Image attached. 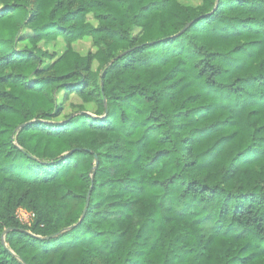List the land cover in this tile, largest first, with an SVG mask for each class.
I'll return each mask as SVG.
<instances>
[{
    "label": "trees",
    "instance_id": "16d2710c",
    "mask_svg": "<svg viewBox=\"0 0 264 264\" xmlns=\"http://www.w3.org/2000/svg\"><path fill=\"white\" fill-rule=\"evenodd\" d=\"M31 1L0 0V264H264V0Z\"/></svg>",
    "mask_w": 264,
    "mask_h": 264
},
{
    "label": "rangeland",
    "instance_id": "374dc122",
    "mask_svg": "<svg viewBox=\"0 0 264 264\" xmlns=\"http://www.w3.org/2000/svg\"><path fill=\"white\" fill-rule=\"evenodd\" d=\"M31 1V0H30ZM184 5H190V6H197L201 4V0H179ZM32 2V1H31ZM87 21L90 22L93 25H96L95 20L93 19L92 15L89 14L86 17ZM29 33L28 30L22 31V34L24 37ZM135 34L136 31H133ZM25 45H29L28 41H21L17 43L18 48H22ZM38 47H40L42 50H46L49 54H52L56 57H58L64 50H65V43L62 38H57L55 41L51 42H40L38 44ZM73 49L78 52L80 55H85L89 52L94 53L98 47L93 45V40L90 37L75 41L72 43ZM50 63L49 59H44L43 64L47 66ZM97 62L94 60L91 64V70H95L97 67ZM2 98H0V101ZM58 103L62 106V113L55 117L54 120H63L67 115L79 111V105L83 107V110L88 113H93L95 109L94 103H84L81 101V99L76 94H71L68 99L63 100L62 95L60 93V97H58Z\"/></svg>",
    "mask_w": 264,
    "mask_h": 264
},
{
    "label": "built area",
    "instance_id": "2783aa9c",
    "mask_svg": "<svg viewBox=\"0 0 264 264\" xmlns=\"http://www.w3.org/2000/svg\"><path fill=\"white\" fill-rule=\"evenodd\" d=\"M16 217L21 223L29 225L34 217V214L23 208H18L15 212Z\"/></svg>",
    "mask_w": 264,
    "mask_h": 264
},
{
    "label": "water",
    "instance_id": "95a60500",
    "mask_svg": "<svg viewBox=\"0 0 264 264\" xmlns=\"http://www.w3.org/2000/svg\"><path fill=\"white\" fill-rule=\"evenodd\" d=\"M88 197H89V191L87 192V200H88ZM86 207H87V202H86V204H85V206H84V209H83V213H82V214H84V212H85V210H86ZM7 230H9V229H7ZM7 230H5V232H6ZM5 232H4V233H5ZM4 233L2 234V238H3Z\"/></svg>",
    "mask_w": 264,
    "mask_h": 264
}]
</instances>
